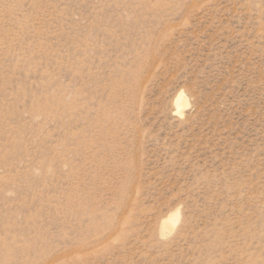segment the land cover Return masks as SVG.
<instances>
[{"label": "rangeland", "instance_id": "374dc122", "mask_svg": "<svg viewBox=\"0 0 264 264\" xmlns=\"http://www.w3.org/2000/svg\"><path fill=\"white\" fill-rule=\"evenodd\" d=\"M0 264H264V0H0Z\"/></svg>", "mask_w": 264, "mask_h": 264}, {"label": "bare ground", "instance_id": "6f19581e", "mask_svg": "<svg viewBox=\"0 0 264 264\" xmlns=\"http://www.w3.org/2000/svg\"><path fill=\"white\" fill-rule=\"evenodd\" d=\"M177 216V213H175V214H171L168 218H166L164 221H163V228L165 229V230H167V229H169V227H170V224L172 223V222H174V217H176Z\"/></svg>", "mask_w": 264, "mask_h": 264}]
</instances>
